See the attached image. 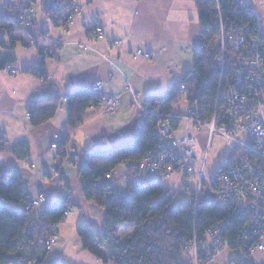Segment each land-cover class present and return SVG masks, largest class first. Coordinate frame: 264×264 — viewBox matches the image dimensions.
I'll return each mask as SVG.
<instances>
[{
    "label": "crops",
    "instance_id": "1",
    "mask_svg": "<svg viewBox=\"0 0 264 264\" xmlns=\"http://www.w3.org/2000/svg\"><path fill=\"white\" fill-rule=\"evenodd\" d=\"M252 1L264 29V0ZM4 2L0 0V7ZM76 3L78 13L63 29L53 25L41 11V0L35 1L37 26L59 41L51 56H42L32 44L31 34L23 28H10V24L0 26V52L12 53L11 65L18 70L11 75L0 69V135L8 146L27 140L30 151L27 160H20L8 150L0 151V171L9 168L18 171L30 198L44 194L47 204L70 203V210L58 225L57 240L53 244L56 249L47 264L57 261L113 264L108 258V242L101 244L102 253L108 258L104 261L84 250L79 236H74L72 241L64 238L66 225L73 231L78 222L85 221L97 234L104 231V209L85 200L77 165L88 151L131 142L142 117L145 97L158 95L162 98L159 106L170 105V98L176 92L174 87L194 62L199 12L195 0H76ZM97 28L101 34L95 37L93 32ZM137 49L148 51L150 56L134 57ZM40 65L49 78L48 86L25 70ZM96 81L102 82L104 93H121L118 107L112 112H103L100 107L90 106L85 111L88 119L70 135L66 155H57L67 118L65 108L59 107L50 119L34 126L27 118L29 102L64 95L92 86ZM172 110L179 111L175 105ZM189 132L195 135V147L200 150L204 133L195 132L191 120L184 118L176 133ZM212 170L208 165L207 172ZM174 176V185H181L184 178ZM44 207L40 204L37 216ZM67 251L73 256L66 257ZM223 252L218 255L222 257L221 264H226L233 255L228 252L222 255ZM254 258L264 260V254Z\"/></svg>",
    "mask_w": 264,
    "mask_h": 264
},
{
    "label": "trees",
    "instance_id": "2",
    "mask_svg": "<svg viewBox=\"0 0 264 264\" xmlns=\"http://www.w3.org/2000/svg\"><path fill=\"white\" fill-rule=\"evenodd\" d=\"M35 1L5 0L0 7V26L10 24V28H23L31 34L29 27L18 19V11L21 7L28 10ZM195 2L200 29L192 54L194 62L174 87L176 92L170 98V105L159 106L162 98L158 95L145 97L142 101V117L133 140L109 149L88 151L76 168L85 200L102 207L105 213L102 221L104 231L101 234L92 231L85 221L77 224L76 233L81 247L104 261L109 258L113 264H191L184 241L194 236L197 240H203L209 228L227 218L229 221L224 227L223 238L228 240L230 248H237V220L231 216L228 204L220 205L211 201L194 204L193 190L190 200L175 201L174 196H181L182 192L165 188L162 181L127 183L124 188L127 195L97 185L98 179L117 165L139 160L148 150L156 147L160 121L168 122L171 129L176 130L184 118L192 115L198 119L209 118L215 106L218 123L225 121L224 87L232 78L240 54L229 45L221 69L219 31L222 28L225 32H236L239 25L251 22L253 12L248 0ZM238 8L242 13L235 14ZM44 12L53 25L61 27L65 21L64 15L74 12L72 0H54ZM57 45L53 47V54ZM41 55L45 54L41 52ZM13 60L12 53L0 52V69L6 64L11 65ZM25 70L36 76L42 75L43 85H49L43 65ZM180 84L184 85L187 92L185 100L191 106L188 114L172 110V106L179 101ZM99 101L100 94L95 93L91 86L78 88L64 95L30 101L28 118L36 126L50 119L59 107L65 108L67 118L57 148V155L65 156L71 133L88 119L85 111L93 105L99 107ZM5 150L11 151L20 160H27L30 152L27 140L16 141L8 146L0 135V151ZM181 186L190 190L188 183H182ZM153 197L161 199L155 206L151 200ZM29 198L18 171L12 168L0 171V264H43L48 253L44 242L53 233H58L52 224L61 223L71 206L67 201L48 203L42 213L34 217L30 215L31 210L24 209V203ZM123 227L129 231L124 238L117 233V229ZM105 241L110 245L108 258L101 250V244ZM206 261L208 259L200 254L197 262L203 264ZM53 264L68 263L57 261Z\"/></svg>",
    "mask_w": 264,
    "mask_h": 264
},
{
    "label": "built area",
    "instance_id": "3",
    "mask_svg": "<svg viewBox=\"0 0 264 264\" xmlns=\"http://www.w3.org/2000/svg\"><path fill=\"white\" fill-rule=\"evenodd\" d=\"M248 2L253 12L251 22L242 23L236 32H225L222 28L219 31L221 69L229 45L240 54L232 78L224 87L225 121L218 123L216 106L209 118L198 119L195 115L189 117L195 132L204 133L200 150L195 147L194 134L189 132L178 135L168 122L160 121L155 148L148 150L139 160L117 165L97 182L99 186L118 192L119 180L125 185L148 180L163 182L172 174L181 175L183 183L192 179L194 204L203 201L228 204L231 216L237 220L236 240L240 254L229 258L226 264H264V260L254 258L257 254H264V31L256 4L252 0ZM18 12V19L28 24L26 21L34 17L35 9L31 7L24 12L20 8ZM75 13L64 15L65 21L61 28L64 29L70 23ZM239 13L242 10L235 9V14ZM30 31L36 37L49 41L51 48L45 51L53 52L58 40L42 33L37 24H33ZM93 34L97 37L101 29H95ZM133 56L148 57L150 53L137 49ZM3 69L8 72L11 70V74L17 72L15 66L10 64H6ZM91 88L100 94L99 107L103 112H112L118 107L121 93H104L102 82L98 81ZM124 88L129 89V86ZM179 89L180 95L186 98L184 85L180 84ZM213 144L219 145L222 162L208 173L207 163ZM52 146L55 147L54 144ZM40 204L47 205L44 194L29 198L24 203V209L29 211ZM228 221L229 218L209 228L203 240H197L194 236L184 241L191 264H199L197 261L200 254L204 259H211L227 247L228 240L223 238V233ZM52 226L58 228L57 223ZM56 239V233H53L44 242L45 248L49 249Z\"/></svg>",
    "mask_w": 264,
    "mask_h": 264
},
{
    "label": "rangeland",
    "instance_id": "4",
    "mask_svg": "<svg viewBox=\"0 0 264 264\" xmlns=\"http://www.w3.org/2000/svg\"><path fill=\"white\" fill-rule=\"evenodd\" d=\"M72 4H73V7H74V12L73 13H75V11L77 10V13H78V10H79V7H77V3H76V0H75V2H72ZM20 7V6H19ZM30 7H33L34 8V5L33 6H30ZM21 9H23L24 10V12H25V10L26 9H24L23 7H21ZM35 13V12H34ZM77 13H75V14H77ZM75 16V15H74ZM260 19V18H259ZM26 23H28V24H26L27 26L28 25H30V27H29V30H30V28L32 27V25L33 24H37L36 23V20H34V17L33 16H31V18L29 19V21L27 22L26 21ZM261 24H262V20H261ZM262 30L264 31V29L262 28ZM31 32V41H32V44L33 45H35L37 48H38V50H39V52L41 53H43V55L45 54H48V55H50L51 53H48V52H46L45 50H47L48 48H51L50 47V42L49 41H44V40H42L41 38H39L38 36L36 37V35H35V33L33 32V31H30ZM42 33H44V30H42ZM113 43H116V41L115 40H113ZM53 51V50H52ZM144 51V50H143ZM146 52H148V51H146ZM53 54V53H52ZM143 57V56H142ZM14 66V65H13ZM17 70V69H16ZM6 72H8L7 70H5ZM17 72H18V70H17ZM16 72V73H17ZM9 74H11V70H9V72H8ZM12 74H15V73H12ZM11 74V75H12ZM42 75H37V78H38V80L43 84V81H42V77H41ZM180 90V92H181V89H179ZM180 92H179V95H178V99H179V101L177 102V104H175V109L176 110H179V111H181V112H183V113H185V114H188V112H189V103L187 102V100H185V97H183V96H181L180 95ZM118 103H119V101H118ZM119 105V104H118ZM194 107V106H193ZM27 114H28V112H27ZM27 118H28V116H27ZM186 122H188L189 123V121H186ZM204 142V136H203V140H202V143ZM221 149L219 148V145H216V144H213L212 145V147H211V150H210V152H209V162H208V165H209V167H210V169H213L214 167H216L217 165H219L221 162H222V157L220 156V153H219V151H220ZM214 154V155H213ZM170 178L169 179H166V180H164L163 181V185L165 186V188H168V189H171V191H179V192H182V195L180 196V195H177V196H174V199H175V201H181V199H183V200H190V195H191V191H192V189H194V181L191 179V180H188L187 182H188V184H189V187H190V190H185L184 188H182V186L179 184H177V185H174V182H175V179L174 178H176L175 176H174V174H172V175H170L169 176ZM182 177V176H181ZM118 188H119V191H120V194L121 195H127V192H126V190L124 189L125 188V184L123 183V181H121V180H119L118 181ZM37 197V196H36ZM36 197H32V198H36ZM152 203H153V205L155 206L158 202H160V198H158V197H153L152 199ZM38 207L39 206H35L34 208H32V209H29V210H31L30 211V214L32 215V216H34V217H38L37 215V209H38ZM40 209V208H39ZM69 210H67L66 212H65V214L64 215H67V212H68ZM76 211V210H75ZM67 218V217H66ZM79 223V222H78ZM59 225V224H58ZM66 227H67V230H66V233H65V237L64 238H66L67 240H70V241H72V239H73V237L74 236H77V233H76V228H74L73 229V231H72V229H70L69 227V225H66ZM58 228H59V226H58ZM57 228V229H58ZM127 232V229L126 228H119L118 229V234H120L121 236H123L124 237V235H126L125 233ZM56 237H57V233H56ZM78 237V236H77ZM57 240V239H56ZM56 242V241H55ZM104 243H107L106 241L104 242ZM55 244V243H54ZM55 246H53V245H51L50 247H49V249H48V253H47V255H46V257H45V261H44V264H47V262H49L50 260H51V256L53 257V254H54V251H55ZM224 252H228V253H230L229 255H233V256H236L235 254H237L238 252H240V250H239V248H230L228 245H227V247H225L224 248V250H223ZM222 251V252H223ZM224 252H223V254L222 255H224ZM71 253V251H67L65 254H66V257H71V256H73L72 255V253ZM221 255V254H220ZM222 257H220L219 255H217L216 257H214V258H211V259H208V261H206V263H203V264H221L222 262ZM62 262V261H61ZM201 264V263H200Z\"/></svg>",
    "mask_w": 264,
    "mask_h": 264
},
{
    "label": "water",
    "instance_id": "5",
    "mask_svg": "<svg viewBox=\"0 0 264 264\" xmlns=\"http://www.w3.org/2000/svg\"><path fill=\"white\" fill-rule=\"evenodd\" d=\"M54 0H41L40 8L41 11L49 9V7L53 4Z\"/></svg>",
    "mask_w": 264,
    "mask_h": 264
}]
</instances>
